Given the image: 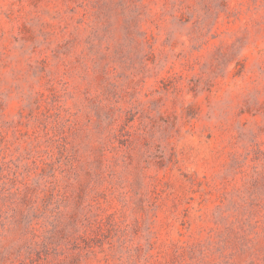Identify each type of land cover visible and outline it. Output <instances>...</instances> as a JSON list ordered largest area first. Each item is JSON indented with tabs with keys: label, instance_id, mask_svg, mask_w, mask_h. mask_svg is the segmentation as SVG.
<instances>
[{
	"label": "rangeland",
	"instance_id": "obj_1",
	"mask_svg": "<svg viewBox=\"0 0 264 264\" xmlns=\"http://www.w3.org/2000/svg\"><path fill=\"white\" fill-rule=\"evenodd\" d=\"M0 264H264V0H0Z\"/></svg>",
	"mask_w": 264,
	"mask_h": 264
}]
</instances>
